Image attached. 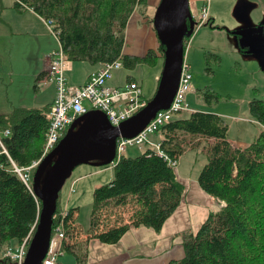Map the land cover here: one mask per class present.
Listing matches in <instances>:
<instances>
[{
    "label": "trees",
    "instance_id": "1",
    "mask_svg": "<svg viewBox=\"0 0 264 264\" xmlns=\"http://www.w3.org/2000/svg\"><path fill=\"white\" fill-rule=\"evenodd\" d=\"M145 2L16 0L15 7L30 8L43 19L57 22L55 28L66 61L96 65L122 57L124 67L134 69L140 64L155 65L164 59L160 41L158 49L151 48L145 54L123 52L127 23L136 7ZM153 20L152 16L150 22ZM204 26L219 27L212 18ZM196 30L197 26L185 38V52ZM217 61H221L218 56ZM127 81L137 80L129 76ZM205 96L208 101L218 98L213 92ZM51 106L15 107L10 113L0 114V126L10 130V135L1 138L0 143V264H13L4 256L5 249L20 244L30 232L34 234L39 221L41 201L33 191V183L28 187L13 171L12 160L18 166H27L41 157L51 121ZM249 114L262 129L245 146L229 141L225 120L211 112L192 111L188 117L174 119L159 129L163 137L161 148L174 160H179L186 150L187 136L210 140L208 161L198 181L204 191L224 203L219 210L210 212L196 232L182 233L184 257L166 264H264V100L250 101ZM113 168V179L93 192L87 239L95 237L114 244L132 227L161 231L185 194L178 171L149 145L141 155H124ZM60 197L55 214L63 206ZM77 209L70 208L66 217L67 236L77 231L74 225ZM56 221L54 217L53 227ZM71 251L77 264H87V252L78 254L73 248Z\"/></svg>",
    "mask_w": 264,
    "mask_h": 264
},
{
    "label": "rangeland",
    "instance_id": "2",
    "mask_svg": "<svg viewBox=\"0 0 264 264\" xmlns=\"http://www.w3.org/2000/svg\"><path fill=\"white\" fill-rule=\"evenodd\" d=\"M7 1L10 0H4V2ZM196 2L197 8L201 11V0ZM211 3L210 0V7ZM220 3L222 4L221 15L216 18V25L219 27L201 26L188 40L185 60L190 64L193 73L191 92L188 94L191 112L176 114L174 117L175 119L185 118L192 111L219 114L228 125L229 141L234 145L250 144L258 137L262 129L260 124L250 118L248 109L250 101L264 100V70L255 56L245 52L250 50V46H243V43L244 40L246 43L250 34L242 36L239 33H248L253 29L257 35L260 27L264 30V25L261 24L264 23L262 11L264 2L260 4L259 0H225L214 3L213 7ZM205 4L209 5V0ZM137 10L141 13L142 20H139L137 26L131 27L130 30L129 21ZM155 12L156 8L151 0H146L144 4L136 7L125 29V39H127L123 52L126 48L129 54L140 55L142 52L146 53L151 47L155 46L158 49L159 39L152 26L153 23L150 22ZM240 13H246L249 22H243L239 26L240 16H242ZM54 23L57 22L54 20ZM44 29L45 36L37 33L34 35L29 31L16 33L18 28L13 22V17L9 11L2 8L0 12V114L11 112L15 107L42 108L50 102L54 87L46 91L36 90V77L40 72L38 69L40 58L48 49L54 53L57 52L60 49V43L47 25ZM149 31L154 37V43H150ZM145 46L146 49H144ZM217 56L221 58V61H217ZM163 62L164 59L155 65L140 64L134 69L123 67L115 72L112 82L125 85L128 77L133 76L143 85L145 94L150 99L153 92L157 90L158 82L155 76L161 75ZM208 92L217 95L218 100L211 98V101H208L205 96ZM4 136L5 128L0 126V137ZM185 141L187 148L179 160L177 171L181 176L195 174L198 177L208 161L207 148L210 140L189 135ZM145 147L146 145L129 147L126 155L132 157L141 155ZM90 165L82 164L76 167L75 170H78H74L75 172L60 193L62 205L68 203L71 208L79 209L77 223L81 224L85 231L90 226L92 214L94 191L92 192L89 188L92 178L78 184H72V182L79 176L86 177L89 171L83 169L91 167ZM100 167L96 166L97 169ZM33 176L34 171L32 182Z\"/></svg>",
    "mask_w": 264,
    "mask_h": 264
},
{
    "label": "water",
    "instance_id": "3",
    "mask_svg": "<svg viewBox=\"0 0 264 264\" xmlns=\"http://www.w3.org/2000/svg\"><path fill=\"white\" fill-rule=\"evenodd\" d=\"M240 15L241 21L249 22L246 13ZM153 26L164 46V62L156 93L148 104L119 126L112 125L100 110L87 111L75 119L64 138L35 169L32 188L41 201V211L24 264L43 263L50 246L58 198L75 168L82 164L110 165L117 154L119 137H135L159 111L170 108L185 59V38L197 26L190 0H160ZM239 34H250L243 46H250L246 53L255 56L264 70L263 27L257 35L253 29Z\"/></svg>",
    "mask_w": 264,
    "mask_h": 264
},
{
    "label": "built area",
    "instance_id": "4",
    "mask_svg": "<svg viewBox=\"0 0 264 264\" xmlns=\"http://www.w3.org/2000/svg\"><path fill=\"white\" fill-rule=\"evenodd\" d=\"M190 9L193 18L197 21V28L209 20L208 5L202 7L200 11L195 4L190 2ZM44 20L50 32L60 43L54 20ZM49 58L47 73L40 80L39 85L44 90L54 87L56 95L51 106V121L45 134L42 155L27 166H18L12 160L13 171L19 174L28 187H31L32 184V172H35L44 157L60 143L77 117L89 110H100L107 115L112 125L119 126L149 102L143 93L142 86L137 81H129L124 86L110 85L114 73L124 67L122 57L99 63L98 68L89 75L88 81L83 85H72L68 82L66 76L67 61L61 43L60 49L55 53L53 52ZM192 79L191 66L184 59L178 90L170 108L159 111L144 130L135 137H119L117 154L110 164L111 167H114L127 154L129 147L149 145L155 148L158 155L168 159L169 163L177 170L179 160L169 158L161 148V144L152 142L150 136L157 133L162 126L173 121L176 114L191 112L188 94L191 92ZM8 135H10V130L5 129V136ZM0 143H2L1 137ZM5 152L7 151L5 150ZM222 204L224 205V203ZM69 210L67 203L54 215L57 221L53 227L50 246L42 264H58L59 258L64 254V245L68 237L65 220L69 215ZM32 237L33 234L30 232L20 244L8 246L4 251V256L10 259L13 264H24Z\"/></svg>",
    "mask_w": 264,
    "mask_h": 264
},
{
    "label": "crops",
    "instance_id": "5",
    "mask_svg": "<svg viewBox=\"0 0 264 264\" xmlns=\"http://www.w3.org/2000/svg\"><path fill=\"white\" fill-rule=\"evenodd\" d=\"M151 1L152 3H154L155 8H157L160 0H151ZM196 1L197 0H190L192 4L198 5ZM206 1L207 0H201L202 7L206 5L205 4ZM222 1L225 0H211L212 3L210 7V0H209V5H208L209 17L213 19L215 24H216V18H218L219 15H221L222 4L220 3L216 5L215 8L213 7V5L214 3L216 4L217 2H222ZM15 2L16 0H10L7 2H4V0H0V12L2 8H5L7 11L10 12L11 16L13 17V22L17 25L18 28V31H16V33L17 32L28 33L29 31L30 33H34V35L38 34L40 36H45L43 35V32H45L44 26L47 25L45 20L30 8L24 6L20 9L16 8L14 5ZM263 2L264 0H259L260 4H263ZM12 3L14 4L12 5ZM262 11L264 13L263 6H262ZM14 12L17 13V15H15ZM138 12L139 11L137 10L133 14L131 20L129 21L130 30L131 27L134 28L137 26L139 20H142V15L141 13ZM242 24L243 21H239V26ZM149 37H151L150 43H154V37L150 31H149ZM151 48L156 49L155 46ZM144 49H146V46L144 47ZM124 52L128 53L126 51V48ZM52 53L53 51L48 49L46 54H43V56L40 58L41 59L40 68H38L40 72L36 77V86H37V88L35 87L36 90L46 91L41 88L39 82L43 77H45L47 73L48 66L50 63L49 56ZM142 54H145V52H142ZM87 64L90 63L85 61L84 62L67 61L66 76L70 84L72 85L85 84L88 81L89 75L93 71H95L99 66V64L96 65L95 64L87 65ZM43 72L44 74H42ZM159 77H160L159 74H156L155 79L157 80V82L159 80ZM113 79L110 81V85L112 86L124 85V84H114L112 82ZM127 82L128 81H126V83ZM139 84L141 85L140 82ZM141 86L145 97L149 98L145 94V89L143 85ZM155 93L156 91L153 92V96ZM55 95H56V90L54 88L53 93L51 95V100L48 104L52 105ZM162 138L163 137L161 133L159 134L155 133L150 136V140L154 143H160L162 141ZM240 145L245 146L247 144L240 143ZM90 166L91 167H84L85 169H83L84 171H89L88 175L86 177L83 176L77 177L76 179L73 180L72 184L74 183L78 184L83 180H88L89 178L90 179L92 178V184L89 186V188L93 192L96 187L106 184L113 179L114 177L113 167L101 166L100 169H97L96 165L91 164ZM178 176L179 179L182 181V183L185 185L186 191L180 206L173 213V215L168 218L161 231H156L153 228H149L145 226L132 227L124 234V236L121 238V240L118 243H114V244L104 243L95 237H91L87 239V236L90 234L89 233L90 229L88 228V230L85 231L84 227L81 224L77 223L78 215H79L78 214L79 209H77L75 211V216H74L75 218L74 225L77 231L75 232V234L68 235V239L66 241V244L64 245V254H63L64 256L59 258L58 264H77V258L75 256V253L71 251V248H73L74 252H77L78 254L87 252V264H166L170 260L183 258L185 255V250L183 246V238L181 236V232L184 231L196 232L200 228L202 223L206 220L210 212L217 211L222 206H221V201L219 199H216L215 197H213L212 195L208 194L206 191L203 190V188L201 187L198 181V177L195 174H193L192 176L191 175L181 176L180 173L178 172ZM70 208L71 206L69 205V209ZM67 245L70 248H68Z\"/></svg>",
    "mask_w": 264,
    "mask_h": 264
}]
</instances>
